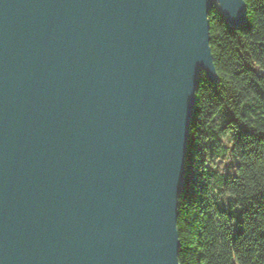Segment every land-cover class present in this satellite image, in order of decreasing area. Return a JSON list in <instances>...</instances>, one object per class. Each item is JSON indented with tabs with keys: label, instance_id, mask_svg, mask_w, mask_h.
<instances>
[{
	"label": "water",
	"instance_id": "95a60500",
	"mask_svg": "<svg viewBox=\"0 0 264 264\" xmlns=\"http://www.w3.org/2000/svg\"><path fill=\"white\" fill-rule=\"evenodd\" d=\"M245 0H0V264H180L210 11Z\"/></svg>",
	"mask_w": 264,
	"mask_h": 264
},
{
	"label": "trees",
	"instance_id": "16d2710c",
	"mask_svg": "<svg viewBox=\"0 0 264 264\" xmlns=\"http://www.w3.org/2000/svg\"><path fill=\"white\" fill-rule=\"evenodd\" d=\"M245 26L210 11L218 82L202 73L179 197L180 264H264V0ZM228 156L225 171L215 156ZM222 196V197H220Z\"/></svg>",
	"mask_w": 264,
	"mask_h": 264
},
{
	"label": "rangeland",
	"instance_id": "374dc122",
	"mask_svg": "<svg viewBox=\"0 0 264 264\" xmlns=\"http://www.w3.org/2000/svg\"><path fill=\"white\" fill-rule=\"evenodd\" d=\"M215 161L217 162L218 164V167L221 169V170H224L226 169V166H228L230 163H231V160H230V157L228 156V154L224 157L222 156H215L214 157ZM222 197V196H220Z\"/></svg>",
	"mask_w": 264,
	"mask_h": 264
}]
</instances>
